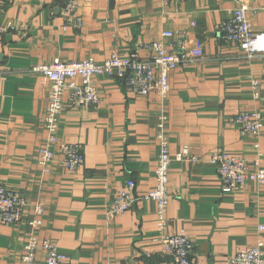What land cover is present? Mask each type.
Segmentation results:
<instances>
[{
    "label": "crops",
    "instance_id": "crops-1",
    "mask_svg": "<svg viewBox=\"0 0 264 264\" xmlns=\"http://www.w3.org/2000/svg\"><path fill=\"white\" fill-rule=\"evenodd\" d=\"M68 0H0V184L20 192L28 202L21 220L0 224V264H21L30 235L49 239L71 264H174L164 255L158 234L156 204L144 198L155 186L160 154L157 132L163 116L173 157L170 168L168 233L185 229L195 243L192 264H228L239 249L263 241L264 186L247 183L224 193L214 151L225 150L264 167V125L258 137L242 136L233 117L260 110L252 80L264 81V58L245 57L238 43L226 41L217 25L240 5L249 8L253 31L264 30V0H76L83 24H69ZM11 25L9 27L8 25ZM167 30L188 33V46H200L203 60L169 73L167 96L137 94L106 73L94 77L100 101L89 107H63L57 135L78 144L85 164L74 171L57 154L49 171L38 163L47 141L44 121L49 82L30 69L53 59L111 53L152 54ZM259 143L256 148L255 142ZM185 145L200 160H177ZM133 179V205L112 213L116 194ZM42 205L41 225H32L34 207ZM39 246L35 264H44Z\"/></svg>",
    "mask_w": 264,
    "mask_h": 264
},
{
    "label": "built area",
    "instance_id": "built-area-1",
    "mask_svg": "<svg viewBox=\"0 0 264 264\" xmlns=\"http://www.w3.org/2000/svg\"><path fill=\"white\" fill-rule=\"evenodd\" d=\"M165 3L169 0H163ZM77 1L68 0L63 7V14L69 24L75 23L81 27L83 21L76 13ZM249 8L246 5L237 7L230 18L217 25L220 38L238 43L245 57L264 58V30L253 31L249 19ZM11 27V25H8ZM3 27L0 24V35ZM163 36L172 38L169 48L163 41L156 40L150 44L152 54L148 58H140L137 53L120 55L117 52L104 61H97L93 57L82 60L64 61L54 59L48 63L33 65L31 71L42 75L50 84L48 105L44 121L48 132L47 141L38 150V163L44 171H49L54 163L55 156L60 154L62 165L68 171H74L85 164V155L78 144L60 142L57 135L63 107L85 108L100 101L99 90L94 83V77L100 74L115 76L122 81L125 87L137 94L148 95L153 91L167 96L170 87L169 73L180 65L203 60L205 53L200 46H188V33L185 30L163 32ZM254 97L264 99V81L252 80ZM166 117L163 116L157 132V141L160 154L155 169V186L144 194V198L156 204V226L158 234L153 241L161 244L164 255L174 264H192L195 243L185 229L168 233L170 204V168L173 157L170 153V140L165 130ZM232 122L243 136L258 137L264 125V116L260 110L241 111ZM256 148L259 143L255 142ZM177 160L199 161L188 145H185L175 155ZM209 161L217 166L221 189L224 193L239 191L247 183L264 186V167L261 164L260 154L252 160L229 151H214ZM136 183L133 179L126 181V185L114 197L111 212L128 211L136 201ZM28 207L25 197L18 191L9 189L0 184V224L13 225L21 220L23 211ZM36 217L30 221L32 225H41V216L44 212L42 205L34 207ZM264 230V226L260 227ZM39 246L47 250L44 264H71L69 257L58 251L49 239L40 241L37 235L32 234L24 245L21 255V264H35L36 251ZM228 264H264L263 241L259 238L255 245L239 249L232 255Z\"/></svg>",
    "mask_w": 264,
    "mask_h": 264
},
{
    "label": "rangeland",
    "instance_id": "rangeland-1",
    "mask_svg": "<svg viewBox=\"0 0 264 264\" xmlns=\"http://www.w3.org/2000/svg\"><path fill=\"white\" fill-rule=\"evenodd\" d=\"M53 60H54V59H53ZM53 60H52V61H53ZM50 62H51V61H50ZM238 129H239V128H238ZM239 132H240V129H239ZM240 134H241V132H240ZM241 135H242V134H241ZM242 136H243V135H242Z\"/></svg>",
    "mask_w": 264,
    "mask_h": 264
}]
</instances>
